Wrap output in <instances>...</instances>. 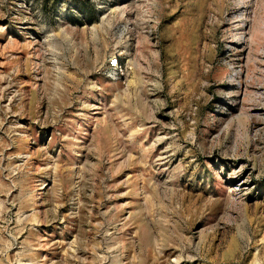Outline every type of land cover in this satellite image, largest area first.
I'll use <instances>...</instances> for the list:
<instances>
[{
	"label": "rangeland",
	"instance_id": "obj_1",
	"mask_svg": "<svg viewBox=\"0 0 264 264\" xmlns=\"http://www.w3.org/2000/svg\"><path fill=\"white\" fill-rule=\"evenodd\" d=\"M0 264H264V0H0Z\"/></svg>",
	"mask_w": 264,
	"mask_h": 264
}]
</instances>
